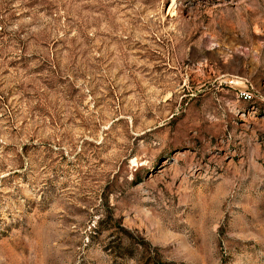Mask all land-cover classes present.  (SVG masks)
Masks as SVG:
<instances>
[{"label":"rangeland","instance_id":"obj_1","mask_svg":"<svg viewBox=\"0 0 264 264\" xmlns=\"http://www.w3.org/2000/svg\"><path fill=\"white\" fill-rule=\"evenodd\" d=\"M0 264H264V0H0Z\"/></svg>","mask_w":264,"mask_h":264},{"label":"built area","instance_id":"obj_2","mask_svg":"<svg viewBox=\"0 0 264 264\" xmlns=\"http://www.w3.org/2000/svg\"><path fill=\"white\" fill-rule=\"evenodd\" d=\"M244 97L249 98V96L247 94H244Z\"/></svg>","mask_w":264,"mask_h":264}]
</instances>
